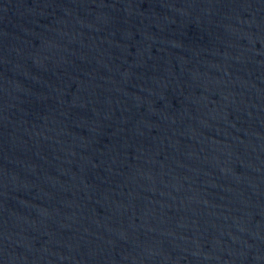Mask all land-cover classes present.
<instances>
[{"label":"water","instance_id":"water-1","mask_svg":"<svg viewBox=\"0 0 264 264\" xmlns=\"http://www.w3.org/2000/svg\"><path fill=\"white\" fill-rule=\"evenodd\" d=\"M0 264H264V0H0Z\"/></svg>","mask_w":264,"mask_h":264}]
</instances>
